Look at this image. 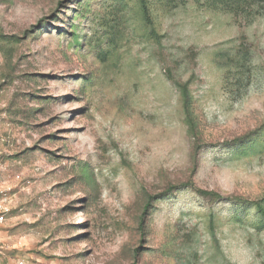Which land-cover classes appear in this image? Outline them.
<instances>
[{"label":"rangeland","instance_id":"1","mask_svg":"<svg viewBox=\"0 0 264 264\" xmlns=\"http://www.w3.org/2000/svg\"><path fill=\"white\" fill-rule=\"evenodd\" d=\"M0 264H264V0H0Z\"/></svg>","mask_w":264,"mask_h":264},{"label":"built area","instance_id":"2","mask_svg":"<svg viewBox=\"0 0 264 264\" xmlns=\"http://www.w3.org/2000/svg\"><path fill=\"white\" fill-rule=\"evenodd\" d=\"M10 212L11 208L9 203L8 190L0 186V249L2 248V228Z\"/></svg>","mask_w":264,"mask_h":264}]
</instances>
